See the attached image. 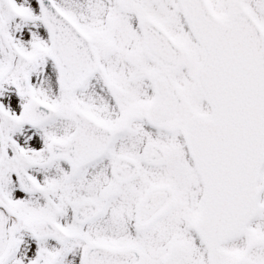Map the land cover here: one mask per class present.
Masks as SVG:
<instances>
[{
	"label": "snow or ice",
	"instance_id": "6c2138e0",
	"mask_svg": "<svg viewBox=\"0 0 264 264\" xmlns=\"http://www.w3.org/2000/svg\"><path fill=\"white\" fill-rule=\"evenodd\" d=\"M0 264H264V0H0Z\"/></svg>",
	"mask_w": 264,
	"mask_h": 264
}]
</instances>
